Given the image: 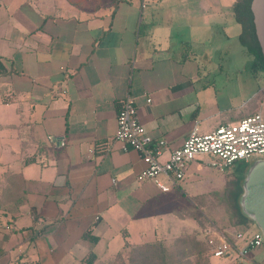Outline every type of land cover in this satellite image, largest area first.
Instances as JSON below:
<instances>
[{"label": "crops", "instance_id": "crops-1", "mask_svg": "<svg viewBox=\"0 0 264 264\" xmlns=\"http://www.w3.org/2000/svg\"><path fill=\"white\" fill-rule=\"evenodd\" d=\"M236 1L123 0L91 11L0 0V264H83L89 253L95 263L195 228L180 208L201 164L168 192L137 181L144 163L114 140L116 114L130 96L147 133L166 141L162 160L194 126L207 133L264 114ZM250 9L264 57V0ZM231 44L242 68L230 69ZM216 75L221 88L236 76L233 97L246 103L233 108L229 94L219 103Z\"/></svg>", "mask_w": 264, "mask_h": 264}, {"label": "built area", "instance_id": "built-area-1", "mask_svg": "<svg viewBox=\"0 0 264 264\" xmlns=\"http://www.w3.org/2000/svg\"><path fill=\"white\" fill-rule=\"evenodd\" d=\"M114 140L124 150L136 151L144 163L136 176L137 181H151L161 192H168L183 181L189 166L195 162L223 172L234 169L239 163L264 161V114L254 112L219 124L207 133L194 126L180 146L169 150L167 158L162 160L168 150L166 141L155 140L147 133L139 121L133 99L127 96L117 110ZM206 235L209 252L214 258L243 256L264 243L259 229L233 234L213 229L207 230Z\"/></svg>", "mask_w": 264, "mask_h": 264}, {"label": "rangeland", "instance_id": "rangeland-1", "mask_svg": "<svg viewBox=\"0 0 264 264\" xmlns=\"http://www.w3.org/2000/svg\"><path fill=\"white\" fill-rule=\"evenodd\" d=\"M71 5L93 10H100L111 8L119 0H65ZM235 44L230 45V69L237 67L242 68V55L238 52ZM248 62V63H247ZM246 68L249 69V61L246 60ZM231 70H229L230 72ZM235 77L232 76L228 84L221 88L222 76L216 75L210 80L215 82L216 100L223 104L222 98L229 94L231 105H241L246 103L247 96L244 100L235 99ZM255 77H261L263 80L262 87L264 88V74L260 72L255 73ZM241 78V77H239ZM252 80L249 77H245ZM236 103V104H235ZM208 107L205 112L212 114L214 109ZM221 109V108H220ZM261 111L264 113V109ZM261 157H258V159ZM256 163L251 161L245 164L250 171L251 166ZM200 171L196 178H191L189 184L192 189L187 193L182 194L180 214L184 220L192 223L195 228L182 229V237L169 244H165L166 253L168 255V264H211L210 259L214 258L209 252V247L206 243L207 230H219L225 233L233 234L235 232H243L244 230L250 232L258 229L253 224L234 225L237 221L236 214L230 204L227 202V196L232 187L234 180V170L229 169L223 172L216 171L210 167L201 164L198 168ZM201 173V174H200ZM152 245V244H151ZM154 245V244H153ZM156 246L145 245L141 248V252H136L138 249L127 248L113 257L100 258L94 264H148L142 261L140 253H153L156 251ZM135 251V252H133ZM141 254V255H142ZM133 260L131 261V259ZM221 264H264V243L259 248H253L243 256L231 255L228 258H220ZM156 263V261H154Z\"/></svg>", "mask_w": 264, "mask_h": 264}, {"label": "trees", "instance_id": "trees-1", "mask_svg": "<svg viewBox=\"0 0 264 264\" xmlns=\"http://www.w3.org/2000/svg\"><path fill=\"white\" fill-rule=\"evenodd\" d=\"M251 2L252 0H237L233 4L231 11L237 23L241 25V34L239 35V42L245 47L247 53L251 56L249 69L254 73H264V57L255 34L253 15L250 9ZM233 170L234 180L232 181V187L229 191V195L227 196V202L233 208L237 217V221L234 223V225H246L251 223L256 226L255 221L246 214V212L241 206L243 186L248 172V168L244 163H239ZM82 238L85 240H89L93 243H96L97 241V238L90 236L89 233H84ZM155 245H157L155 252L147 254L144 252L143 254H139L142 261H146L148 262V264H168V255L166 253L167 249L165 248V246L162 243H155L154 245L149 244L148 246ZM142 247H134V249H138L136 250V252H141L140 250ZM95 260L96 255L94 253H89L88 256L83 260V264H94ZM132 260L133 258L131 259V261ZM154 261H156V263H154Z\"/></svg>", "mask_w": 264, "mask_h": 264}, {"label": "water", "instance_id": "water-1", "mask_svg": "<svg viewBox=\"0 0 264 264\" xmlns=\"http://www.w3.org/2000/svg\"><path fill=\"white\" fill-rule=\"evenodd\" d=\"M241 206L264 236V161L248 169L243 186Z\"/></svg>", "mask_w": 264, "mask_h": 264}]
</instances>
